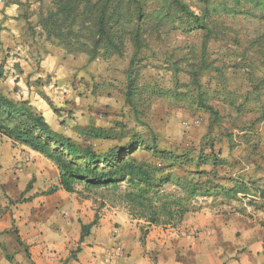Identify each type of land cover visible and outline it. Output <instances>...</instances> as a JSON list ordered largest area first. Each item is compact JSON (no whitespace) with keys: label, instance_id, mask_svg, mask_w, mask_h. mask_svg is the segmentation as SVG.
Masks as SVG:
<instances>
[{"label":"rangeland","instance_id":"obj_1","mask_svg":"<svg viewBox=\"0 0 264 264\" xmlns=\"http://www.w3.org/2000/svg\"><path fill=\"white\" fill-rule=\"evenodd\" d=\"M187 2L196 12L201 8L198 0ZM225 2L229 12L208 20L213 33L205 50V59L221 68L223 77L210 69L201 73L209 103L223 115L211 130L208 113L189 95L195 93L193 87L183 86L190 81V68L200 61L203 33L188 31L174 15L169 21L158 22L160 17L152 12H163L161 0L146 3L150 19L142 21L141 28L148 47L137 66V83L150 90H176L181 85L177 90L189 92L187 95H150L144 115L138 119L124 102L132 45H127L122 57H100L91 62L85 54L68 53L38 25L40 14L57 10L58 0H0V91L28 101L54 130L100 150L124 145L132 134L147 139L155 134L161 148L197 152L202 137L210 133L215 152L224 160L217 167L221 183L230 186L234 180H243L250 183V192L232 200L198 195L192 199L194 210L187 215L197 226L206 227L211 221L212 226L230 227L239 235L245 229L251 244L257 246L251 253L264 260V83L260 82L264 78V20L230 11L263 9L247 0ZM98 5L92 1L88 11ZM226 92L236 96L240 111L224 102ZM116 122L123 126L122 140H92L81 133L90 128L119 132ZM136 154L148 158L145 151Z\"/></svg>","mask_w":264,"mask_h":264},{"label":"trees","instance_id":"obj_2","mask_svg":"<svg viewBox=\"0 0 264 264\" xmlns=\"http://www.w3.org/2000/svg\"><path fill=\"white\" fill-rule=\"evenodd\" d=\"M92 1L96 9L88 11ZM148 0H58L57 10L40 14L38 25L46 36L57 42L68 53H82L89 62L97 58L122 57L127 45H132V55L126 70L124 102L135 116L143 117L149 96L169 95L179 98L187 91L156 90L137 83L138 64L148 44L143 35L142 21L150 19L146 12ZM153 1V0H152ZM239 0L235 4L238 3ZM252 8L235 14L255 15L264 20V0H247ZM201 8L192 10L187 0H161L164 8L156 10L158 22L168 21L174 15L180 26L188 31L202 32L201 58L190 68V81L183 86L193 87L189 93L196 106L209 115V129L223 120L218 108L209 103L206 89L201 83L204 70L222 69L205 59L207 39L213 29L208 20L213 16L228 13L225 0H198ZM252 16V17H255ZM264 36V31H263ZM240 67V66H238ZM2 75L0 70V76ZM253 76V74H250ZM264 83V78L260 80ZM182 86V87H183ZM235 95L226 92L224 102L240 111L241 104H235ZM264 119V100L262 102ZM119 132L112 129L90 128L81 130L88 139H118L125 137L123 126L115 123ZM0 135L40 153L58 169V185L67 193L82 199H90L98 209L121 207L134 219L143 220L146 226H177L184 216L194 210L192 199L198 195L236 199L239 194L247 196L249 182L234 180L230 186L221 183L217 167L224 164L215 152V140L207 133L202 137L200 149L161 148L156 135L147 139L132 134L124 145H115L106 150L96 149L92 144L79 142L62 132L54 130L44 115L37 112L26 100L7 97L0 91ZM209 149V153L205 150ZM145 151L148 158H140L136 152ZM263 190H259L261 193ZM94 220L82 225L81 238L95 225Z\"/></svg>","mask_w":264,"mask_h":264},{"label":"crops","instance_id":"obj_3","mask_svg":"<svg viewBox=\"0 0 264 264\" xmlns=\"http://www.w3.org/2000/svg\"><path fill=\"white\" fill-rule=\"evenodd\" d=\"M58 176L46 157L0 135V264H264L245 229L197 226L189 213L177 226H146L67 193Z\"/></svg>","mask_w":264,"mask_h":264}]
</instances>
